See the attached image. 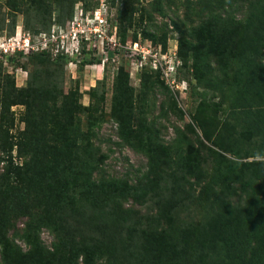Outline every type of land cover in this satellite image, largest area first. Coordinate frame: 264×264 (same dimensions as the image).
<instances>
[{
	"label": "rangeland",
	"instance_id": "obj_1",
	"mask_svg": "<svg viewBox=\"0 0 264 264\" xmlns=\"http://www.w3.org/2000/svg\"><path fill=\"white\" fill-rule=\"evenodd\" d=\"M31 1L0 0L1 37L12 35L17 27L28 31L30 36L47 31L52 26L64 27L71 19L75 6L84 12H91L99 5V0H75L71 14L64 15L56 8L59 0H44L50 12L47 16ZM103 2L107 23L115 28L120 44V36L125 38L121 46L131 40L141 44L148 42L154 51L161 53L171 50L178 64L175 75L169 77L167 82L161 71L152 70L148 64L135 70L134 60L128 57L123 48L112 56L107 81L103 70L105 62L102 67L99 51L95 48L93 51L82 49L77 58L67 60L61 71H54L51 64L38 62L36 56L31 54L0 59V172L20 165L24 158L27 160L30 154H27L30 148L28 142L31 140H36L37 144L33 148L39 153L38 160L33 163L40 167L36 168L40 171L36 180L53 168L52 156L60 159L62 155L67 167L75 163L76 156L82 155L78 156L77 151L84 146L92 157L90 167H96L92 174L95 180L115 179L139 189L142 183L157 182L161 192L155 196L141 189L135 197H126L122 205L131 212V224H124L128 230L137 226L145 232L150 231V234L169 228V222L159 218L156 220L159 208L179 202L187 207L180 213L181 218L186 217L190 209L193 212L190 216L200 219L197 214L201 215L206 209L217 214L221 228L229 227L235 212L254 209L256 204L261 203L260 195L255 197L244 191L236 181L229 185L215 184L216 181L228 179L223 176L211 179L207 173L213 166L212 159L219 162L217 167L231 161L233 172L246 164L249 166L245 165L246 168L238 173L246 181L252 170L257 168V164L253 163L264 162V143L259 146L260 132L264 133V110L259 118L252 110L241 112L234 107L231 99L222 103L221 98L212 91L207 93L203 104L197 107L193 102L195 94L191 86L200 92L207 82L204 71L197 72L195 76L188 45L194 36L191 29L208 17L214 16L219 20L241 19L251 11L254 0ZM234 50L230 46L221 48L220 52L228 56ZM100 56L104 60V55ZM250 59L254 65L263 66L264 48L260 47L259 51L250 55ZM22 65L23 68L19 67ZM70 93L74 94L73 106L63 113L61 101L63 96ZM68 116L71 119L68 120ZM239 126L245 130L242 148L237 147L236 152L234 149L225 152L224 149H228L224 144L226 138L230 139L228 136L238 131ZM124 133L131 143L120 137ZM83 134L88 138L83 139ZM150 146L167 158L160 164L163 157L154 161L155 171L145 175L149 159L141 150ZM191 150L198 151V158L192 164L195 166L193 170L200 172L199 175L187 168L190 164L188 158L191 159L187 154ZM240 151H246L247 154L244 156ZM233 152L240 153L234 155ZM257 184H262L259 190L263 193L264 182H255L254 187ZM21 197L22 200L15 205L11 203V198L9 201L6 192H2L0 208L8 206L17 213L31 212L32 208L26 207L29 201L24 199V195ZM4 216L0 211L2 226H5ZM79 219L76 217L73 223L79 222L80 227L88 226L87 222L81 224L82 217ZM23 220L25 217L10 221L5 233L8 241L20 251L26 249L19 238ZM76 231L70 235L78 241L74 236L78 234ZM135 235L140 236L139 230ZM189 235L198 245V250L206 248L212 237V234L194 231ZM38 237L46 250L51 249L52 243L56 244V238L54 240L47 230L42 229ZM69 243L63 239L60 242L61 250H67ZM96 244L104 249L107 246L105 241H97ZM182 248L175 247L178 251ZM149 249L153 251L151 247ZM165 257V253L157 255L154 261L156 258H159L157 262L168 260ZM216 261L220 262L219 259Z\"/></svg>",
	"mask_w": 264,
	"mask_h": 264
},
{
	"label": "trees",
	"instance_id": "obj_2",
	"mask_svg": "<svg viewBox=\"0 0 264 264\" xmlns=\"http://www.w3.org/2000/svg\"><path fill=\"white\" fill-rule=\"evenodd\" d=\"M31 3L47 13V16L50 13L44 0H32ZM74 3L75 0H59L56 8L60 13L70 15ZM252 4L251 11L241 19L219 20L211 16L191 29L194 36L188 46L192 53L193 71L195 76L197 72L204 71L203 75L206 76L207 82L200 92L191 86L195 94L193 102L197 107L203 104L207 93L212 91L221 98L222 103L226 99H231L234 107L241 112L245 109L252 110L258 117L264 110V65L256 66L250 59V55L259 51L260 47L264 48V0H254ZM120 38L123 43L124 36ZM230 46L235 50L228 56L220 52L221 48ZM31 55L36 56L38 62L51 64L54 71H61L67 63V59L61 55L53 58L45 52ZM112 56L111 52L108 53L104 65L105 81L109 78ZM19 67L23 68V65ZM73 100V93L63 96L60 104L63 113L73 106ZM44 108L43 103L42 110ZM67 119H71V116ZM244 132L243 127L239 126L238 131L228 136L230 139L226 138L224 142L225 148L228 149L224 151L234 149L236 152L237 147L244 144ZM260 134L259 146L264 143V133ZM82 136L83 139L88 138L84 134ZM120 137L131 143L127 134L124 133ZM36 144V140L28 142L30 148L27 154L29 152L30 154L27 160L24 158L20 165L8 167L0 172V194L6 192L9 201L11 198V203L15 205H18L22 200L21 195H24L23 198L29 201L26 207L32 208L31 212L19 213L8 206L0 208L5 215V226L0 225V264H264V192L259 190L262 184L254 187L255 182H264V162L253 163L257 164V168L252 170L246 181H243L238 173L246 168V164L240 165L233 172L231 161L217 167L219 162L212 159L213 166L207 173L208 176L211 179H218L220 176L228 179L216 181L215 184L229 185L236 181L244 191L255 197L260 195L261 203L256 204L254 209L235 212L231 216L229 227L221 228L216 218L217 214L206 209H203L201 215L197 214L200 219L190 216L193 213L190 209L187 216L181 218L180 213L187 210V207L186 204L179 202L160 206L156 220L159 218L169 222L167 224L169 228L149 234L150 231L145 232L137 226L131 231L124 226L131 224V212L124 209L122 204L126 197H135L136 192L141 189L146 194L157 195L161 192L156 185L157 182L142 183L138 186L141 188L139 189L137 186L127 185L115 179L95 180L92 174L96 167H90L92 157L84 146L77 151L78 156L82 155L76 156L75 163L67 167L62 155L58 162V159L52 156L53 168L46 172L45 176H41V179L36 180L40 173L36 169L40 167L33 164L38 160L39 154L33 148ZM241 148L239 150L242 151ZM141 151L149 159L145 175L155 171L154 161L160 157L163 158L159 164L166 161L167 156L158 152L155 147L150 146ZM191 152L186 153L191 157L188 158L190 160V164L187 165L188 171L199 175L200 172L194 171L195 166L192 164L198 158V151ZM234 152V155L240 153ZM245 152H241L242 155L245 156L247 154ZM178 204L183 206H177ZM18 217H25L19 236L26 247L24 251L18 250L5 235L10 226L9 222ZM76 217L77 219L82 217L81 224L87 222L88 226L80 227L79 222L73 223ZM245 221L247 224H244ZM42 229L47 230L54 240L56 238V244L52 243L50 250L42 247L38 237ZM123 229L125 230L122 231ZM137 230L140 236L135 235ZM73 231L78 232L74 235L78 241L70 235ZM193 231L198 234H212L206 248L197 249L198 245L192 241L193 237H189ZM67 234L70 235L69 238L66 237ZM63 239L70 242L67 250H61L60 242ZM97 241H105L106 248L99 247ZM182 246L180 251L175 249ZM164 253L168 260L157 262L159 258H156L154 261L155 256Z\"/></svg>",
	"mask_w": 264,
	"mask_h": 264
},
{
	"label": "built area",
	"instance_id": "obj_3",
	"mask_svg": "<svg viewBox=\"0 0 264 264\" xmlns=\"http://www.w3.org/2000/svg\"><path fill=\"white\" fill-rule=\"evenodd\" d=\"M104 0L91 12H84L75 6L71 19L64 27L52 26L49 30L30 36L29 32L21 27L7 37L0 36V59L7 57L24 56L31 53L45 52L51 57L61 55L67 60L77 58L81 50L99 51L101 66L108 59V53L115 55L123 48L128 57L134 60L135 70L148 64L152 70H159L165 80L175 75L177 60L174 52L167 50L164 53L154 51L150 44L139 41H127L121 46L116 30L107 23V12ZM84 47V48H83ZM103 54V59L100 56ZM112 62V57L110 59Z\"/></svg>",
	"mask_w": 264,
	"mask_h": 264
}]
</instances>
